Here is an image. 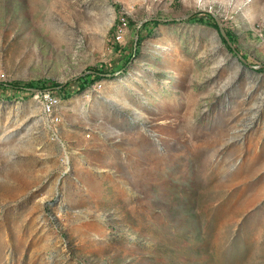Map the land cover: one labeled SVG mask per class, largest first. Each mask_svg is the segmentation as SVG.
<instances>
[{"label": "rangeland", "instance_id": "374dc122", "mask_svg": "<svg viewBox=\"0 0 264 264\" xmlns=\"http://www.w3.org/2000/svg\"><path fill=\"white\" fill-rule=\"evenodd\" d=\"M10 81L0 264H264V0H0Z\"/></svg>", "mask_w": 264, "mask_h": 264}, {"label": "trees", "instance_id": "16d2710c", "mask_svg": "<svg viewBox=\"0 0 264 264\" xmlns=\"http://www.w3.org/2000/svg\"><path fill=\"white\" fill-rule=\"evenodd\" d=\"M206 16H208V18L211 20V24L213 25V27H215L218 31H219V33H220V36H221V38H222V40H223V42L227 45V47L232 51V52H237L236 51V48H234V47H232L230 44H229V42L225 39V37L222 35V33H221V31H220V28H219V25H218V22H217V19H216V17L214 16V15H212L211 13H209V12H206V13H204ZM173 21H176V20H173ZM201 21L203 22L204 21V19H201ZM154 25V26H157V25H159L160 24V21L159 20H151V21H148V22H146L145 23V26H147V25ZM114 32H115V29H114ZM227 33H228V36L230 37V40H231V42H235V40H234V38H233V36H232V34L230 33V31H227ZM140 42H141V39L139 40V41H137V45H139L140 44ZM237 53H240L239 51L237 52ZM135 54V53H134ZM245 58H246V56L245 55H243ZM132 58V56L130 57V59ZM91 71H92V73L89 75V78H92V79H90L87 83H92L93 81H95V80H97V79H100L101 78V75H103L104 73L103 72H101L98 68H92V69H90ZM79 81H82V85H80V87H79V91L81 92V91H83V90H85V88H86V82H84V81H86L85 79H83V78H79L78 79V82ZM67 85L68 84H57V86L56 87H59V89H60V93H62V98L64 99V100H66V99H68L69 97H70V95L66 92V88H67ZM0 88H2V89H16V90H27V89H32V88H34V83L33 82H25V81H10L9 83H3V82H0Z\"/></svg>", "mask_w": 264, "mask_h": 264}, {"label": "built area", "instance_id": "2783aa9c", "mask_svg": "<svg viewBox=\"0 0 264 264\" xmlns=\"http://www.w3.org/2000/svg\"><path fill=\"white\" fill-rule=\"evenodd\" d=\"M128 30V23L125 17H121L119 22L115 26V32L113 36V43H122L124 40V36ZM58 104V100L54 97H51L50 94L45 96V108L51 114L54 107ZM58 120V118H55Z\"/></svg>", "mask_w": 264, "mask_h": 264}, {"label": "water", "instance_id": "95a60500", "mask_svg": "<svg viewBox=\"0 0 264 264\" xmlns=\"http://www.w3.org/2000/svg\"><path fill=\"white\" fill-rule=\"evenodd\" d=\"M194 15V13H191V14H187L185 17L183 18H190ZM216 19H217V22H218V25H219V28H220V31L222 33V35L225 37V39L229 42V44L234 47V44L233 42H231L230 40V37L228 36V33L226 31V29L224 28V25H223V22L221 21L220 18H218L217 16H215ZM183 18H179V19H183ZM151 20H159V21H173L174 19L173 18H149V19H146L144 21L141 22V24L138 26V30H137V39L140 37V28L148 21H151ZM138 41V40H137ZM136 45H137V42H136ZM235 48V47H234ZM240 59L243 61V62H247V60L240 54L238 53ZM260 67V66H259ZM32 90H34V88H32Z\"/></svg>", "mask_w": 264, "mask_h": 264}, {"label": "bare ground", "instance_id": "6f19581e", "mask_svg": "<svg viewBox=\"0 0 264 264\" xmlns=\"http://www.w3.org/2000/svg\"><path fill=\"white\" fill-rule=\"evenodd\" d=\"M213 145V144H212ZM211 147V146H210ZM227 148V147H226ZM199 156V155H198ZM196 158V157H195ZM196 160V159H195Z\"/></svg>", "mask_w": 264, "mask_h": 264}]
</instances>
